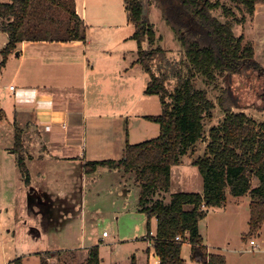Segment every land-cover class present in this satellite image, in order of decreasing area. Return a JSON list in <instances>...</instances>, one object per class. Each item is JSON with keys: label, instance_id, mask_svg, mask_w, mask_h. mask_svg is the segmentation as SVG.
Instances as JSON below:
<instances>
[{"label": "trees", "instance_id": "1", "mask_svg": "<svg viewBox=\"0 0 264 264\" xmlns=\"http://www.w3.org/2000/svg\"><path fill=\"white\" fill-rule=\"evenodd\" d=\"M157 1L162 18L183 51V62L189 71L185 74L177 69L171 74L164 68L167 52L146 15L144 1L124 0L127 19L134 27L131 36L137 42L136 62L149 76L145 93L158 96L163 107L158 116L145 115V118L158 123L160 133L141 143L127 140L122 159L88 161L84 171L92 173L103 166L122 168L125 173L135 175L141 190L140 212L148 214V224L152 217L158 224L156 233L153 235L149 228L145 238L153 241L160 264H186L182 257L186 241L191 243V257L195 262L227 264L226 256L209 252L199 222L207 217L210 209L224 206L229 191L234 196H250L249 233L258 234L264 227V122L259 132L248 112L236 110L250 107L264 111V65L256 59L253 41H246L244 34L235 33V26L246 22L245 14L254 17L257 6L264 4V0ZM233 4L242 17L237 15ZM218 10L225 20L215 14ZM87 28L77 13L75 0L2 1L0 32L7 33L9 41L1 51L0 70L20 42L86 41ZM173 76L177 78L176 87L170 90L167 83ZM198 77L219 90L217 102L224 121L211 128L205 155L194 161L203 176V191H179L171 193L166 200L160 194L171 190L172 168L181 164L182 157L203 139L204 116L216 106L208 91L195 84ZM15 142L20 172L30 184L19 128L15 131ZM253 178L258 179L255 186ZM63 254L67 255L68 251L52 252L49 256L60 259ZM47 259L43 254L41 264H50ZM71 259L75 260V256ZM84 260L83 264H101L100 246L91 247ZM13 262L24 264L21 258ZM131 264H138L134 256Z\"/></svg>", "mask_w": 264, "mask_h": 264}, {"label": "rangeland", "instance_id": "2", "mask_svg": "<svg viewBox=\"0 0 264 264\" xmlns=\"http://www.w3.org/2000/svg\"><path fill=\"white\" fill-rule=\"evenodd\" d=\"M7 1V0H0ZM145 3L146 15L154 24L159 37V43L164 47L167 52V63L165 69L169 70L171 74H175L177 69L185 74L188 73L189 68L184 64V55L181 51L180 45L173 35L172 30L166 24L161 15V8L157 0H142ZM231 3L230 0H222ZM81 3V2H80ZM87 12H88V23H89V36L92 37L94 44L102 42L105 46H108L116 56H120L119 53L121 48H126L130 52L131 56L127 57L126 65L129 63V58L133 57V51L135 57L138 58L137 53V42L131 38V34L134 28L129 24L126 13V5L124 0H86ZM82 4V3H81ZM239 17L242 14L237 10L235 5H232ZM215 14L221 19L225 20L222 15V11L218 10ZM247 15L246 22L241 25L235 26V33L237 35H245L246 41H253L256 49V59L260 64L264 65V4L259 3L256 8L255 16L250 17ZM110 19V20H109ZM109 20V21H107ZM105 21L113 23L112 27H102ZM98 23L100 25H98ZM4 37L6 33H0V50L3 48ZM58 51L61 47H58ZM61 51H64V49ZM3 57L0 53V62ZM18 65L17 60H12L7 68H3V73L0 76L2 90L1 94L8 92V85L12 79V73ZM53 72L57 76V83L62 84L66 88H62L64 92L68 91L71 93L70 97L76 102V99L82 93V72L81 68L76 65H55ZM163 68V69H164ZM129 71L123 72L126 74L127 81L125 83V89L121 92L122 103H117L119 107L113 108L116 113L124 114L127 110L133 111L137 109L139 113L145 115L158 116L162 112V103L158 96L149 95L145 93L146 85L149 80V76L142 65H136L128 69ZM128 73V74H127ZM177 78L173 76L167 83L170 90L175 89ZM4 84L7 90L3 89ZM195 84L199 88L206 89L209 93V98L216 103V106L211 110L209 115L204 116V132L203 139L198 141L196 145L190 149V151L182 157L181 164L173 167L172 172V183L170 187L171 193H177L179 191L196 192L203 190V176L199 171L198 166L194 161L198 157L205 155L206 147L210 142L209 132L213 126L222 125L224 121V114L221 111L218 102L217 95L219 90L214 88L212 85H207L205 80L198 77ZM14 85V84H13ZM220 85H225L220 80ZM118 95V91L115 93ZM7 102V98H5ZM136 103V104H135ZM134 107V108H133ZM248 112V114L255 120L256 128L260 132V125L264 122V111H258L256 109L245 107V109H236ZM92 115H90L91 118ZM0 141L5 142L8 140V131L10 125L4 119V115L0 112ZM93 118V117H92ZM117 117L114 118L116 120ZM6 122V123H5ZM29 129L20 128V134L25 146L23 147V155L25 153L36 155V149L32 146L33 137H37L40 133L38 128L33 124V120L30 121ZM140 125L135 128H131L130 131V142L141 143L145 140L157 137L160 133V125L153 121L142 118ZM6 124V125H5ZM16 125V123H15ZM18 126V125H17ZM15 126V127H17ZM33 126V127H31ZM116 126H122L120 131H117ZM31 128V129H30ZM106 128L112 129V134L115 135L116 145L120 139L125 141V126L118 124L114 121V124L108 125ZM94 129V128H91ZM90 131V130H89ZM119 136V137H118ZM27 144V146H26ZM14 148L16 146L14 145ZM12 148V149H14ZM30 148L33 150L31 151ZM115 153H105L104 157L99 153L96 158L109 159L117 158L118 148L112 147ZM58 175L63 174V168H58ZM95 174V180L89 182L87 187L84 189L86 192L83 201V214L79 211L78 204H71L70 208L76 215L64 214V219L60 224L53 225L47 220H41L37 213L28 212L24 210L27 198L31 195L32 187L22 189L21 192L17 193L15 189H11L13 203L8 205L7 209L0 208V264H14L13 260L21 258L24 264H41L40 259L44 254L48 257L47 261L50 264H83L86 256L85 250L77 249V245L82 243L86 245L101 243V252L104 264H114L117 259L122 264H126V260L131 253L136 254L138 264H147L146 255L147 247L153 249V243L149 242L144 237L148 233L149 228L152 229L153 234L157 231V221L155 217L150 219V227L148 224V214L146 212H140L136 205L139 196V190L136 187H129L131 191L124 189L125 181H123L122 175L117 171L110 170L107 167H100L98 172ZM59 183V182H58ZM60 184V183H59ZM258 184V179L253 178L252 185ZM26 186V185H25ZM15 193V194H14ZM18 195H17V194ZM79 197V192H76ZM69 194L74 196L73 192L69 191ZM160 197L169 199L168 193L160 194ZM228 191L227 200L223 206L226 208H214L210 210L208 217L200 220V232L202 238L208 242L215 244H228L231 247L236 244L243 245L242 251L249 254H257L253 250V246L250 244L252 239L257 240L258 243L264 246V229L260 238L257 234L251 235L250 231V196H232ZM32 207L38 209L42 206L38 201H35ZM68 205V206H69ZM77 208V209H76ZM81 208V207H80ZM39 211V210H38ZM77 211V212H76ZM43 214V211H39ZM94 227H98L93 232ZM107 231L110 234V238L105 239L108 241L105 243L99 237L103 236V232ZM263 239V240H262ZM119 240L117 244H110L109 241ZM204 241V242H205ZM243 243H247L244 246ZM183 247V246H182ZM183 248V252L186 251ZM68 250V254H63L61 258L50 257V253ZM223 251V250H222ZM223 253H225L223 251ZM229 253V252H227ZM65 256V257H64ZM75 256V260L71 259ZM189 258V254L187 256ZM64 259V260H63Z\"/></svg>", "mask_w": 264, "mask_h": 264}, {"label": "crops", "instance_id": "3", "mask_svg": "<svg viewBox=\"0 0 264 264\" xmlns=\"http://www.w3.org/2000/svg\"><path fill=\"white\" fill-rule=\"evenodd\" d=\"M75 3L77 13L89 27L86 0H75ZM107 21L102 27H112L110 25L113 23ZM129 24L133 27L130 22ZM98 25L100 24L98 23ZM88 32L89 28H87L88 38L86 41H23L17 46L16 51L8 55L9 57L3 68H7L12 60H17L18 65L12 73L11 82L7 87L8 92L4 84L3 89L6 93H0V112L3 113L4 119L10 125L7 135L8 140L6 143L0 141V208L7 209L8 205L13 203V199L10 197L12 196L11 189H15L19 193L22 189L25 191V188L31 186V193L42 194L46 199L55 200L58 202V206L63 207L57 218H47L49 223L53 225L60 224V220L64 219L66 213L69 216L76 215L75 212H72L71 205L68 202L78 204L77 208L82 215L84 210L83 201L86 194L84 189L89 182L92 183L95 180L94 173L102 167H98L92 173H85L84 164L92 160H109L110 158L96 157H101L99 153H102L103 157L105 153L117 154L112 151V147L118 148V155L116 156L120 157L115 159H122L127 140L130 141L131 128L140 125L141 119L145 118V114L143 112L139 113L137 109L131 112L127 110L124 114L113 111V108L119 107L117 103H122L121 91L126 88L124 85L127 79H125L126 74H123V72L140 65L136 62L138 58L135 57L134 51L132 52L133 57L129 58V63L126 65L127 57L131 56L128 49L121 48L119 50L120 56H116L102 42L94 44ZM4 39L5 45L3 48L9 41L7 33ZM58 47H61L64 51H61V49L58 51ZM61 64L76 65L81 68L82 93H80L76 102L70 97V92H64L62 89L66 87L60 83L56 84L58 79L52 67ZM3 68L0 70L1 75L4 71ZM12 84L15 85L14 90L10 89ZM0 90H2V86H0ZM117 91L118 95L115 94ZM5 98H7V102ZM90 115H92L91 118ZM115 117H117L116 120H114ZM31 120H33V124L38 128L41 135L40 137L39 135L33 137L32 146L36 149L34 150L36 155L31 153L23 155L31 176V183L27 184L19 169L17 159L19 153L12 148L16 144V129H29L28 127L32 125ZM114 121L125 126V141L123 142L118 136L119 142L117 145L115 142L116 137L111 133L112 129L106 128L105 130L104 128L114 124ZM121 127L116 126L117 131H120ZM30 150L33 151L31 148ZM61 167L63 168V174L58 175L56 170ZM108 169L117 171L122 175L126 191H131L129 187L133 186L139 190L136 207L140 211L139 198L141 190L136 183L135 175L129 172L125 173L122 168ZM69 191L73 192L74 196L69 194ZM202 191L199 190V192ZM76 192H79V197ZM168 194L170 196L171 192H168ZM30 197L31 195L27 198L24 210L37 213L42 220L43 214L39 213L37 207H32ZM223 209L226 210V208ZM97 229L98 227H94L93 232ZM263 229L264 227L257 234L260 238H262ZM99 238L107 243L108 241L105 239L110 238V234L108 233L107 236L103 234ZM117 241L119 240L109 241V243L117 244ZM96 242L90 245L82 243L77 245L75 249L71 248L70 250H85L86 258L88 250L94 245H99L101 264H104L101 243ZM205 244L210 253L217 252L226 256L227 264H264V251L257 252V254H253L255 252L247 254L242 251L243 245L239 243L231 247L230 243L214 245L206 240ZM243 244L247 246V243ZM184 247H188L185 252H183ZM187 254H189V258L186 257ZM191 254V243L186 241L182 247V257H184L186 264H201L195 262ZM133 256L136 259V254L131 253L128 260H126V264L132 263ZM145 258L147 264H160V258L157 256L154 246L153 249L147 247ZM114 264L122 263L116 259Z\"/></svg>", "mask_w": 264, "mask_h": 264}, {"label": "flooded vegetation", "instance_id": "4", "mask_svg": "<svg viewBox=\"0 0 264 264\" xmlns=\"http://www.w3.org/2000/svg\"><path fill=\"white\" fill-rule=\"evenodd\" d=\"M31 203L38 201L42 206L39 211H43V220H47L48 217L57 218L60 215V211L63 210L58 202L51 199H46L42 194H31Z\"/></svg>", "mask_w": 264, "mask_h": 264}, {"label": "built area", "instance_id": "5", "mask_svg": "<svg viewBox=\"0 0 264 264\" xmlns=\"http://www.w3.org/2000/svg\"><path fill=\"white\" fill-rule=\"evenodd\" d=\"M10 89L11 90H14L15 89V85H10ZM152 234H153V232H151ZM104 236H107L108 235V232L107 231H105L104 233ZM154 235V234H153ZM180 238L181 237H177L176 239L177 240H180ZM149 242H152L153 243V241H151L150 239L148 240ZM251 244L253 245V250L254 251H256V252H261V251H264V246L262 245V244H260V243H257V241L255 240V239H252L251 240Z\"/></svg>", "mask_w": 264, "mask_h": 264}]
</instances>
